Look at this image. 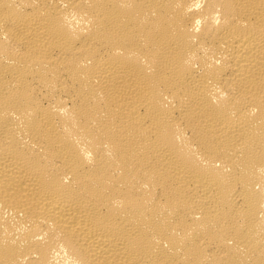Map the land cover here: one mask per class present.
I'll return each mask as SVG.
<instances>
[{"label": "bare ground", "instance_id": "bare-ground-1", "mask_svg": "<svg viewBox=\"0 0 264 264\" xmlns=\"http://www.w3.org/2000/svg\"><path fill=\"white\" fill-rule=\"evenodd\" d=\"M0 264H264V0H0Z\"/></svg>", "mask_w": 264, "mask_h": 264}]
</instances>
